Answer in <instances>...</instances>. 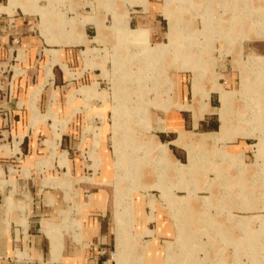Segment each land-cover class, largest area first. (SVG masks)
Wrapping results in <instances>:
<instances>
[{
	"label": "rangeland",
	"instance_id": "374dc122",
	"mask_svg": "<svg viewBox=\"0 0 264 264\" xmlns=\"http://www.w3.org/2000/svg\"><path fill=\"white\" fill-rule=\"evenodd\" d=\"M201 11L204 10L197 9L193 17L197 32L188 31L186 35L185 31L178 35L169 32L166 50L171 52L164 63L153 62L152 70L137 61L124 64L128 49L124 52L115 47L95 49L93 71L63 92L61 103L67 105L70 99L71 115L66 121H56L55 139L48 142L51 159L38 163L41 170L51 164L53 167L31 176L38 183L34 192L28 176L21 191L11 194L15 204L20 201L28 205L36 200L41 205L39 219L64 223V228L58 231L68 233L66 237L75 233L80 239L79 211L93 199L92 194L104 189L109 233L113 239L116 235L117 241L113 264H231L234 257L231 244L225 240L227 235L235 233L242 238V232H248L249 228L264 237V221L248 220L247 226L245 217L234 220L243 215H264V49L252 48L253 42L264 39V0H231V3L221 0L218 9L209 14ZM96 40L100 41L101 37ZM91 54L93 51L89 49L87 66L92 63ZM48 71L51 76V68ZM178 71L191 72L188 87L192 86L193 105L199 118L213 112L210 97L214 104L220 105L216 110L218 115L214 116V128L195 131L207 134L170 135L178 139L182 136L183 147L166 146L155 137L161 125L158 117L165 113L162 110L168 112L177 107L175 73ZM42 88L38 87L31 96L34 112L31 127L41 119L35 104ZM157 101L163 105H155ZM189 101L191 104V95ZM187 114L191 116V112ZM73 116L69 135L60 146L61 150L69 151L68 158L67 153L59 155L58 146ZM48 117L54 116L42 118ZM231 120L235 123L232 127ZM219 125L223 131L216 135ZM13 130L10 121L2 129L13 132L14 136ZM49 136L51 132L44 133L38 141L44 159L49 148L42 142ZM15 138L0 133V149H8L0 150V166L4 171L24 160L15 155L20 153L23 136L16 142ZM236 140L251 146L246 152L237 151L231 148ZM122 148L123 157L119 158ZM169 148L184 163L181 167L169 164L174 159ZM101 153L109 161L111 181L107 184L99 183V171L104 164ZM58 155L59 165L68 168V175L72 165L71 186L60 189L59 186L68 188V183L52 179L51 183L58 187H47L38 193L41 179L63 177L64 169L53 159ZM124 163L133 166L127 173L121 170ZM165 186L173 189L166 191ZM142 193V200H151L152 208L155 201L157 209L170 216L171 237L164 239L151 236L152 230L142 231L144 227L134 214V196L140 197ZM3 194L0 205L10 196L7 192ZM243 204L251 207L248 210ZM185 225L189 230L180 234L181 226ZM52 241L55 242L53 238ZM16 242L21 243V238Z\"/></svg>",
	"mask_w": 264,
	"mask_h": 264
},
{
	"label": "crops",
	"instance_id": "0c3cea01",
	"mask_svg": "<svg viewBox=\"0 0 264 264\" xmlns=\"http://www.w3.org/2000/svg\"><path fill=\"white\" fill-rule=\"evenodd\" d=\"M220 1L0 0V133L5 132L10 137H16L15 142L23 136L19 146L20 153L15 155L17 159H24L9 165L5 171L0 166V197L4 195L3 193H10V196L5 198V204L0 205V264H113L117 241L116 235L113 239L109 233L106 220L107 192L104 189L92 194L93 199L79 211L81 217L77 222L79 221L82 226L80 239L75 233L66 237L68 233L59 232V228H64L65 225H62L64 223L39 219L37 213L41 205L36 200L28 205L20 201L15 204L11 194L21 191L28 176L34 192L38 183L37 178L31 176L33 177L36 172L45 173L53 167L50 161L51 165L41 170L38 163L51 159L52 148L48 142L55 139L56 121H66L71 115L68 105L70 99L67 105L61 103L63 92L75 81L86 78L93 71L95 49L115 47L123 52L128 49L127 61L122 60L124 64L137 61L152 70L153 62L164 63L167 53L171 52L166 50L169 32L174 35L183 34L184 31V35L188 31L192 34L197 32L193 19L196 10L201 9L204 10L200 12L201 14H209L211 10L218 9ZM222 1L231 3V0ZM228 10L230 11V8ZM98 36L101 37L100 41L96 40ZM131 39L132 42H125ZM177 48L182 52L181 46ZM252 48L264 49V39L253 42ZM89 49L93 51L92 63L87 66L86 53ZM117 58H119L118 54ZM49 68H51V76H48ZM159 70L161 71V67ZM189 73L191 74L190 71L175 73L177 107L168 112L162 110L165 113L158 117L161 125L155 137L158 142L166 146L176 144L175 142L182 137L172 138L171 134H207L195 131L212 130L216 123L214 116L218 115L216 110L220 105L214 104L212 97H210V108L213 112L199 118L198 109H194L192 86L190 85V89L188 87ZM38 87H43L35 104L41 119L37 121L35 127H31L34 120V112L30 104L31 96ZM189 95H191V104ZM155 105L162 106L163 103L157 101ZM188 112H191V116L187 114ZM49 114L54 117H48L46 120L42 118ZM9 116H12V121L9 120ZM74 116L63 131L58 146L59 155L67 153L68 158L69 151L61 150L60 146L69 135L68 131L72 127ZM9 121L14 128V136L13 132L2 131ZM218 121L220 122L219 117ZM234 124L231 120V127ZM219 128L215 130L219 131L218 133L214 132L216 135L223 131L220 125ZM50 132L51 136L42 142L49 148L47 158L44 159L39 153L38 141L44 133ZM233 143L235 145H231V148L235 147L237 151L246 152L247 147L251 146L246 141L236 140ZM169 149L174 156L169 164L181 167L184 163L182 164L175 152ZM59 155L53 158L57 160L58 165ZM100 157L104 164L99 171V183L107 184L111 181L110 175L108 176L110 173L108 157L102 153ZM61 168L64 169L63 177L48 176L41 179L38 193L47 187H58L51 183L52 179L68 183V188H65L66 186L58 188L69 189L70 177L73 176L72 165L70 163L69 175L67 167ZM12 176L14 179L8 178ZM172 189L166 187V191ZM143 196V193L140 197L134 196V214L144 227L142 231L152 230L151 236L158 235L164 239L171 237L170 216L157 209L155 201L152 208L151 200L144 201ZM243 205L248 210L251 207L248 204ZM248 210L244 212L248 213ZM60 212L62 213V210ZM241 217L246 218L247 226L248 220L264 221V215H243L234 220ZM13 227H16L14 231L10 230ZM247 230L248 232H242V238L237 237L235 233L225 238L231 244V256L234 257L231 258V264H264V237L250 231L249 228ZM18 238L22 241L19 244L16 242ZM111 253L114 254L112 258Z\"/></svg>",
	"mask_w": 264,
	"mask_h": 264
},
{
	"label": "bare ground",
	"instance_id": "6f19581e",
	"mask_svg": "<svg viewBox=\"0 0 264 264\" xmlns=\"http://www.w3.org/2000/svg\"><path fill=\"white\" fill-rule=\"evenodd\" d=\"M184 139L183 138H180V140L179 141H176L175 143L177 144V145H179V146H183L184 145ZM159 149L160 148H156L155 150H157V151H159ZM187 149H191V147L190 146H188L187 145ZM123 152H124V150H123V148L121 149V151L120 152H118L120 155H119V158H121V157H123L122 155H121V153L123 154ZM164 156V155H163ZM166 157V159H168V156H165ZM119 167V166H118ZM132 164L129 166H127V163H124V165H123V168H121V170H124L125 169V171H126V173H127V170L129 169V171H130V169H132ZM143 170V169H142ZM140 177V176H139ZM142 177V176H141ZM189 229L187 228V226L185 225V226H181V228H180V231H179V233L180 234H182V233H184V232H187Z\"/></svg>",
	"mask_w": 264,
	"mask_h": 264
}]
</instances>
